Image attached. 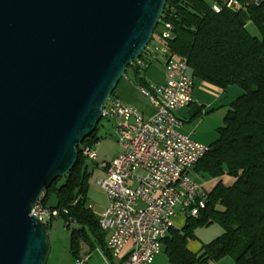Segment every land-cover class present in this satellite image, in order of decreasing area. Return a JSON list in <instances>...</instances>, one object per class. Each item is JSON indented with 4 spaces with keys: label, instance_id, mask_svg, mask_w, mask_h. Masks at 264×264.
I'll return each mask as SVG.
<instances>
[{
    "label": "water",
    "instance_id": "obj_1",
    "mask_svg": "<svg viewBox=\"0 0 264 264\" xmlns=\"http://www.w3.org/2000/svg\"><path fill=\"white\" fill-rule=\"evenodd\" d=\"M167 1L0 0V264H48L34 206L77 164Z\"/></svg>",
    "mask_w": 264,
    "mask_h": 264
},
{
    "label": "trees",
    "instance_id": "obj_2",
    "mask_svg": "<svg viewBox=\"0 0 264 264\" xmlns=\"http://www.w3.org/2000/svg\"><path fill=\"white\" fill-rule=\"evenodd\" d=\"M215 2L222 5L220 12L213 8ZM161 17L150 45L154 37L159 41L170 23L172 37L165 44L174 56L187 60L194 80L224 90L237 85L243 91L231 103L209 152L192 170L201 178L228 175L235 178L234 183L227 186L219 181L209 193L206 208L198 217H187L181 228L171 227L162 248L172 264H209L225 257H232L234 264H264V2L236 12L223 0H168ZM249 23L260 36L249 31ZM146 52L147 48L139 59L143 63L130 64L126 75L132 70L137 84L148 88L143 74L155 59ZM200 114L201 110L194 117ZM101 122L78 148L73 170L54 179L40 199L51 211H59L67 227L76 224L71 233L75 258L82 243L109 251L99 215L89 205V165L83 154V147H96L99 142ZM55 217L45 223L47 230ZM214 223L223 232L204 244L201 252L193 253L189 241L196 238L199 228Z\"/></svg>",
    "mask_w": 264,
    "mask_h": 264
},
{
    "label": "built area",
    "instance_id": "obj_3",
    "mask_svg": "<svg viewBox=\"0 0 264 264\" xmlns=\"http://www.w3.org/2000/svg\"><path fill=\"white\" fill-rule=\"evenodd\" d=\"M263 2L223 0L236 12L259 7ZM213 8L220 12L222 5L215 2ZM172 28L166 23L159 41L149 44L146 52L153 59L165 56V84L154 90L143 88L155 103L156 113L148 118L117 95L110 97L102 111L103 118L113 123L122 151L111 161L98 164L105 172L98 183L108 200L99 221L108 233L106 244L114 256L127 243L132 244L129 255L115 264H152L175 218L180 214L198 217L209 199L210 190L193 176L192 170L209 152L210 145L186 134L184 120L178 115L180 109L195 102V80L187 60L174 56L165 44L172 37ZM83 154L88 160L98 159L96 147H83ZM34 207L44 224L59 213L40 201ZM76 264H86V259L78 258Z\"/></svg>",
    "mask_w": 264,
    "mask_h": 264
},
{
    "label": "crops",
    "instance_id": "obj_4",
    "mask_svg": "<svg viewBox=\"0 0 264 264\" xmlns=\"http://www.w3.org/2000/svg\"><path fill=\"white\" fill-rule=\"evenodd\" d=\"M157 64H156V63ZM149 84L148 88L154 90L155 87L163 86L166 82V69H165V56L160 54L157 59H155L152 64L147 67V70L143 74ZM197 80V79H196ZM195 80V91L194 97L195 102L190 106L182 108L178 111V115L183 118L184 128L183 131L191 136L193 139L206 143L211 144L218 138V129L221 126H218L219 123H224V117L227 114L228 110L230 109V105L233 100L230 101L228 99V92L231 86L227 89H221L219 87L213 86L207 82L202 80L197 86ZM135 74L132 70L129 71L127 75H125L119 84H117V91L116 95L122 98V100L132 106L137 107L140 109L148 118L153 116L156 111L157 107L155 103L151 100L150 97H147L143 93V88H147L146 86L137 84ZM157 97H161L158 91H154ZM201 110V114L198 117H194L197 111ZM215 114H217L216 119L211 120V122H207L209 118H214ZM220 114V116H219ZM189 123L187 125V121ZM215 121V123H213ZM216 136V137H215ZM193 176L197 179L198 175L192 173ZM207 182H206V181ZM198 181L201 182L204 187L207 185V189L210 191L215 187V185L219 181H223V183L227 186H231L235 178L224 175L218 178H198ZM184 216L182 214L176 217L177 221H183ZM186 222L184 219L183 225ZM182 223V222H181ZM181 225L180 228L183 226ZM176 226V225H174ZM177 227V226H176ZM179 228V227H178ZM203 229H198L196 231V238L192 239L188 243V248L193 253L201 252L203 245L211 242L216 237L220 235L217 234L214 238L211 236H207V233L202 231ZM217 233V232H216ZM106 243L108 240V233ZM107 248L108 244H107ZM132 249V244L127 243V245L122 249L119 255H115L109 251L103 250L100 246L90 247L88 244L82 243L81 244V251L79 257L75 258L71 252V257L67 260L62 261L60 264H76L78 258H85L86 264H115L122 259L126 258ZM154 261L152 264H172L170 261V257L165 251L163 247L159 254H156ZM234 259L232 257H225L216 262H210L209 264H234ZM49 264V263H48Z\"/></svg>",
    "mask_w": 264,
    "mask_h": 264
},
{
    "label": "rangeland",
    "instance_id": "obj_5",
    "mask_svg": "<svg viewBox=\"0 0 264 264\" xmlns=\"http://www.w3.org/2000/svg\"><path fill=\"white\" fill-rule=\"evenodd\" d=\"M248 26H249L248 27L249 31L253 35L260 36L259 30L253 23H249ZM157 41H158L157 37H154L153 43H156ZM200 82L201 81H199V79L196 80L197 86H199ZM241 92L243 91L239 86L237 85L231 86L228 92L229 93L228 99H230V101L236 99L240 94H242ZM216 117L217 114H215L214 118L212 117L205 121L206 123L211 122V120L213 119L215 120ZM188 123L189 120L187 121V125ZM213 123H215V121ZM222 124L223 122L219 123L218 126H221ZM98 132L100 136L99 137L100 140L96 144L98 159L88 160V164H87L89 165V170H88L89 190L87 192H88L89 202L93 206L94 212L100 215V213L108 205V200L104 189L98 183V179L105 177L104 170L98 164L102 163L103 161H111L115 156H117L122 151V148L118 143L116 130L112 122L103 118ZM198 178L200 179V177H197V180ZM183 218L186 219L185 216ZM50 219L51 218L47 219V222ZM184 219L183 221H177V219L175 218L174 221L175 225L177 227H180L181 225H183ZM219 225L220 224L218 223H214L212 225L204 226L199 229H203L202 231L204 233H207L208 234L207 236H211V238H214L215 236H217V234L219 233L221 234L223 232L222 227ZM75 227H76L75 223H72L69 227H67L65 220L62 219L61 216H56L55 218H53L51 225H49L47 230L50 241V245H49L50 252L48 257L49 264H60L62 261L67 260L68 258L71 257V233L73 228Z\"/></svg>",
    "mask_w": 264,
    "mask_h": 264
}]
</instances>
